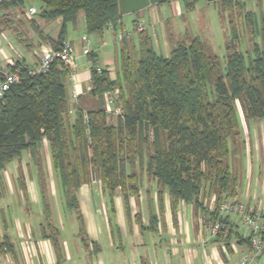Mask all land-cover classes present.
Returning a JSON list of instances; mask_svg holds the SVG:
<instances>
[{"label": "trees", "instance_id": "trees-1", "mask_svg": "<svg viewBox=\"0 0 264 264\" xmlns=\"http://www.w3.org/2000/svg\"><path fill=\"white\" fill-rule=\"evenodd\" d=\"M40 1L41 17L62 18L58 34L44 37L55 49L68 40L70 25L77 31L85 27L87 34H103L113 25L117 34L124 24L119 0ZM182 1L185 11L191 12L201 0ZM212 2L219 3L221 15L238 10L242 27L260 35L261 41L254 40L245 48L239 24L229 19L222 62L210 43L189 29L180 38L169 30L172 47L168 55L157 52L146 27L135 30L118 38L114 77L97 63L92 51L87 55L92 62L89 94L95 99L91 107L71 102V72L60 61L38 74H32V65L25 63L11 67V72L18 70L19 80L0 98V199L6 190L7 164L21 162L23 152L29 151L38 167L46 217H50L48 171L43 168L47 142L53 174L59 178L67 205L77 211V191L91 178L98 177L111 195L119 187L127 195L138 194L144 174L155 180L161 204L164 193L169 194L175 222L181 202L193 205L200 214L208 209L207 196L214 204V217L225 200L258 209L237 199L239 179L230 163L242 151L238 103L247 120L264 119V17L260 22L255 11L245 12V0ZM24 6L25 0H0V32L10 23L6 12ZM115 92L112 103L121 108L119 115L105 106L106 94ZM113 115L116 123L109 122ZM146 152H150L147 158ZM20 179L27 193L22 168ZM225 222L231 228L226 240L239 225L245 235L236 230V241L250 247L241 215H227ZM157 226L158 218L152 214L149 229L155 231ZM45 236L51 238L60 257L57 233L52 230ZM8 253L16 255L15 245L8 235H0V255Z\"/></svg>", "mask_w": 264, "mask_h": 264}, {"label": "crops", "instance_id": "crops-1", "mask_svg": "<svg viewBox=\"0 0 264 264\" xmlns=\"http://www.w3.org/2000/svg\"><path fill=\"white\" fill-rule=\"evenodd\" d=\"M163 3L176 9L177 15L185 14L182 0L151 4L131 13L142 16L135 20L145 23L149 32V24L156 29L157 24L159 26L162 22ZM29 7L37 8V13L31 18L27 14ZM41 8L42 5L39 8L34 0H28V3L25 0L24 7L11 8L6 12L9 14L10 23L0 32V78L18 63L33 65L42 48L49 46L44 37L58 34L62 18L47 20L40 16ZM164 17L169 19L165 13ZM30 19H34L33 23ZM134 21L133 28L137 23ZM123 23L121 30L129 29L124 20ZM72 31L70 25L66 37L72 42L79 63L77 61L75 77L69 84L70 100L91 107L95 105V99L89 94L92 87V62L88 56L83 55V39L85 36H92L90 49L96 55L97 63L107 67L113 77L116 74L117 47L120 40L116 32L110 29L103 34H87L85 27L77 35H73ZM107 33L114 36V43L106 38ZM153 37L156 38V43H160L156 31ZM72 92L77 94L76 98L72 97ZM104 100L107 108L106 96ZM239 111L242 124L241 156L248 159L245 162L246 176L242 181L239 180L237 199L249 206L264 209V119L247 120L241 107ZM43 156V168L48 171L46 182L51 202L49 218L46 217L42 202L38 167L33 164L30 152L24 151L22 161H12L4 171L6 190L0 199V235L6 234L10 237L15 245L16 255L8 253L0 256L8 258L11 264H170L168 260L166 263L158 262V258L154 260L149 249L142 250L147 244L145 234L151 230L149 226L152 214L158 218L155 231L163 232L165 225L173 235H181V238L171 241L172 247L166 252L168 259L169 255H180L186 264H238L239 257L249 249L247 245L238 244L236 241V230L241 232L242 229L239 225L234 227L229 241L226 239L230 230L223 238L210 236L208 230L201 227L199 214H196L191 204L180 203L175 222L169 194L164 193L161 204L156 182L146 174L141 179L138 194L127 195L120 187L111 195L98 177L91 178L77 191V211L67 205L59 178L53 174L47 142ZM20 168L24 172L27 193L20 186ZM15 198L18 204L14 202ZM34 204H41L42 207L38 208ZM207 204L214 205L211 200ZM51 229L57 233L62 245L60 257L51 238L45 236ZM24 246H30L29 252ZM260 258L259 262L264 263V255Z\"/></svg>", "mask_w": 264, "mask_h": 264}, {"label": "rangeland", "instance_id": "rangeland-1", "mask_svg": "<svg viewBox=\"0 0 264 264\" xmlns=\"http://www.w3.org/2000/svg\"><path fill=\"white\" fill-rule=\"evenodd\" d=\"M39 8L41 7L42 3L40 0H34ZM28 3V0H26ZM178 2V1H177ZM180 2V1H179ZM246 2V8L244 9L245 12L249 10L255 11L257 13V16L260 19V22H262V18L264 17V0H245ZM164 5H161L163 7V12L168 15V20L165 19L164 13L162 14V22L158 26L157 24V30L154 29L155 27H151L149 24V33L151 35L154 34V32H157L158 39L160 37V43H156V38H154L155 49L158 53H162L164 55L168 54V51L170 52L172 44L170 42V36H169V30H173L175 37H179L182 34V32H185L186 27L190 30L191 33L195 35H200L203 39L207 40L210 45L213 48V51L217 53L221 59L222 62L225 61L226 58V33H229V19H234L235 24L238 25V29L241 32V38L243 40V45L245 48H250L253 44L254 40L261 41L260 35L254 36L253 31L250 29L249 31L245 30L242 27V18L239 17L238 10H232L227 11L221 15L220 8L215 2H209L207 0H201L197 5L195 10L191 12H186L183 15H177L178 12H176V9H172V7L168 3H163ZM137 18H142L140 15H136L135 13H128L123 16V20L127 25V30L133 29V21ZM170 27V28H169ZM71 30L73 35H77L78 32H81L80 30L77 31L71 26ZM92 36H90L91 39ZM106 38L114 43L116 40L114 36H111V33L106 34ZM92 41V40H91ZM99 41V37L97 36L96 42ZM117 47V46H116ZM100 49V47H99ZM119 50V46L117 47V51ZM102 51L100 52V54ZM79 63V59L77 60ZM113 67V66H112ZM117 94V92H115ZM239 106V103H238ZM240 108V106H239ZM111 120L109 122H117V116H114L110 118ZM250 124V123H249ZM149 145V144H147ZM145 157L147 158L150 154V152L145 153ZM237 154L234 155L236 158ZM248 159V158H247ZM246 156H239L237 159L234 160V164L230 163L234 175L242 181V178L246 176L245 174V162H246ZM146 160V159H145ZM257 171V166H254V172ZM246 181V179H244ZM58 190V188H57ZM166 193V192H165ZM206 201L209 202L208 196L205 197ZM14 202L17 203V199L15 198ZM34 206L42 207L41 204H34ZM199 218V217H198ZM163 232L159 233L158 231H155L152 233L151 230H149L145 234V241L146 245L143 246L142 250H150L155 258H158V262H164L166 263L167 260L170 264H186V261L183 259L182 256H170V259L166 258V252L169 251L170 247H172L171 241L177 238H181V235H173L171 230L164 225V228L162 230ZM241 232L243 235H245V232L243 229H241ZM182 236H185L184 234ZM26 250L29 249L30 246H24ZM175 249V248H173ZM29 252V250H28ZM0 256V264H11L8 258H1ZM237 258V255H236ZM234 258V260H236ZM240 259V257H239ZM261 259V258H260ZM256 260L253 264H264L263 262H259V260ZM200 264V263H198Z\"/></svg>", "mask_w": 264, "mask_h": 264}, {"label": "built area", "instance_id": "built-area-1", "mask_svg": "<svg viewBox=\"0 0 264 264\" xmlns=\"http://www.w3.org/2000/svg\"><path fill=\"white\" fill-rule=\"evenodd\" d=\"M37 13L36 7H29L27 14L31 18ZM109 28L113 30V25H109ZM145 29V24L139 22V24L133 28V30H119L117 35L119 39L128 37L134 33L135 30L142 31ZM91 39L89 36H85L83 39V55L87 56L91 51ZM55 61H60L62 64L70 69V80L72 81L76 74L77 67V54L74 46L70 40H65L59 49L52 48L51 46H45L41 52L38 53L36 61L32 65L31 73H45L51 68V65ZM101 71L100 68H98ZM19 80L18 70L14 72L4 73V76L0 78V98L4 97L6 93L11 89V86ZM72 97L76 98L77 94L72 92ZM115 93L106 94L108 100L107 111L115 115L121 114L120 107H115L112 103V99ZM215 210L214 205L208 206L207 211H201L199 214V223L203 229L208 230L210 236L215 237L220 232L228 234L230 227L225 222L227 215L232 213L239 214L242 217V225L247 233V237L250 240L249 249L244 252L239 260L238 264H253L255 260L264 255V211L259 209L248 208L244 203L237 201L225 200L220 205L219 214L214 217Z\"/></svg>", "mask_w": 264, "mask_h": 264}, {"label": "water", "instance_id": "water-1", "mask_svg": "<svg viewBox=\"0 0 264 264\" xmlns=\"http://www.w3.org/2000/svg\"><path fill=\"white\" fill-rule=\"evenodd\" d=\"M165 1H169V0H119V10H120V14L123 15L126 13L142 10L151 4L165 2ZM207 1L211 2L215 0H207Z\"/></svg>", "mask_w": 264, "mask_h": 264}]
</instances>
